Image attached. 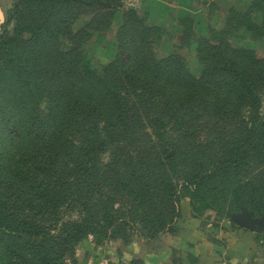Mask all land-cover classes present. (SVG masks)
<instances>
[{"label": "rangeland", "instance_id": "374dc122", "mask_svg": "<svg viewBox=\"0 0 264 264\" xmlns=\"http://www.w3.org/2000/svg\"><path fill=\"white\" fill-rule=\"evenodd\" d=\"M80 1L59 48H77L87 67L99 72L139 26L151 30L147 41L155 60L174 56L196 79L206 68L198 53L202 41L224 42L264 60L258 0ZM16 5L0 0V37L13 35ZM239 20L249 27H239ZM244 67L254 72V66ZM9 77L0 70L5 99ZM216 80L203 81L201 93L188 99H157L123 85L121 95L138 110V121L115 138L104 136L106 130L114 134L109 115L84 112L54 125L45 137L38 130L31 143L16 139L0 118V224L9 229H0V264H196L197 255L224 257L232 236L235 252L238 230L252 233L246 264H264V227L244 230L236 221L245 214L264 222V82L254 85L259 103L253 120L250 101L237 99L230 85L219 88ZM51 83L65 88L66 81L38 88L33 100L41 117L53 112L51 95L59 93ZM54 112L62 115L61 107ZM83 131L92 141L98 131L102 145L84 154ZM247 131L255 133L260 151L238 174L226 175L232 150ZM242 203L247 208L235 212ZM76 224L85 232L77 241ZM67 231L73 241L66 242Z\"/></svg>", "mask_w": 264, "mask_h": 264}, {"label": "trees", "instance_id": "16d2710c", "mask_svg": "<svg viewBox=\"0 0 264 264\" xmlns=\"http://www.w3.org/2000/svg\"><path fill=\"white\" fill-rule=\"evenodd\" d=\"M16 2L14 11L17 14V24L13 35L5 34L0 37V70L12 80V84L6 88L9 98L5 99L3 88H0V118L6 125L10 124V129L14 130L13 134L17 136L16 139L31 143L38 137V130L45 137L47 131L54 125L63 126L70 123L74 116L79 118L78 115L84 112L98 118L109 115L111 121L108 122V126L114 130V134L105 128L107 133L104 136L115 138L120 128L130 129L138 121V110L131 109L121 95L123 85L139 89L141 93L153 92L157 99L180 97L188 99L201 93L200 89L205 86L203 81L214 83L217 79L219 88L229 90L231 86L237 99L250 101L254 106L250 104L252 119L255 120L257 110L255 103L259 102L255 99L254 85L264 82V60H259L252 51L234 47L229 49L224 42L215 46L209 41H202L198 53L200 61L206 68L203 78L196 79L174 56L155 60L147 41L151 30L139 26L133 28L129 39L122 37L117 56L99 72L95 68L87 67L82 51L71 48L65 52L59 48L60 36L65 33V23L70 21L72 11L75 10L77 13L80 0H16ZM258 2V8L264 14V0ZM238 25L249 27L246 20L245 22L239 20ZM206 55H209L210 59ZM245 64L254 66V72L244 69L247 68L244 67ZM53 80H65V88L54 83L49 85L50 89L59 93L51 95L52 100L56 102L52 103L53 112L50 111L47 117H41L33 98L39 87L46 86L45 81L49 83ZM132 97L136 106L139 102L142 107L143 101L138 100L139 97L136 98L135 92ZM58 107H61L62 115L55 114L54 111ZM83 133L84 154L91 147L102 145L103 141L98 131H95L96 141L90 139V133L84 131ZM232 151L235 154L227 162L230 171L226 175L232 171L238 174L239 167L245 165L248 157L260 151L259 144L255 142V133L245 132ZM204 179L206 178H200ZM127 191L136 195V192H131L130 189ZM136 197V200L141 199L140 194ZM142 199L145 200L146 196ZM243 208H247V204L242 203L234 211L239 213ZM251 214L256 216L254 211ZM23 225L27 226L26 223ZM0 227L5 226L0 224ZM0 229L9 230L8 226ZM72 231L75 233L73 235L75 241L85 234L82 225H73ZM69 233L68 231L65 233L68 238L66 242L73 241L68 237ZM66 238L63 236L62 241L65 242Z\"/></svg>", "mask_w": 264, "mask_h": 264}, {"label": "crops", "instance_id": "0c3cea01", "mask_svg": "<svg viewBox=\"0 0 264 264\" xmlns=\"http://www.w3.org/2000/svg\"><path fill=\"white\" fill-rule=\"evenodd\" d=\"M252 233H247V232H240L238 230L237 232V237H239V242L237 244V246L234 248L235 252L231 253V248H233V243L234 241H237V238H231V240H229V245H228V250L226 252V255L224 257H219V255H215V254H207L206 256H196V264H246V262L248 261V259H246L243 254H245V251H248L249 247H254L252 246H246L248 243V245H251L253 240L251 238ZM161 237V236H160ZM159 237V239H161ZM157 241V242H156ZM154 245H158V248H160V244L158 239L153 241V243H155ZM161 242V240H160ZM233 249V250H234ZM232 250V251H233ZM136 258H143V254L142 255H135ZM223 261V262H219V261Z\"/></svg>", "mask_w": 264, "mask_h": 264}, {"label": "water", "instance_id": "95a60500", "mask_svg": "<svg viewBox=\"0 0 264 264\" xmlns=\"http://www.w3.org/2000/svg\"><path fill=\"white\" fill-rule=\"evenodd\" d=\"M240 228L244 230L254 231L258 227H264V222L252 219L245 214H241L236 219Z\"/></svg>", "mask_w": 264, "mask_h": 264}]
</instances>
